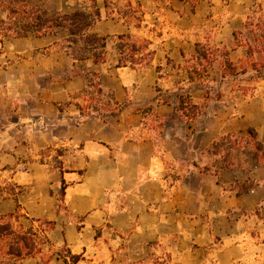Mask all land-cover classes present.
Masks as SVG:
<instances>
[{
  "label": "rangeland",
  "instance_id": "obj_1",
  "mask_svg": "<svg viewBox=\"0 0 264 264\" xmlns=\"http://www.w3.org/2000/svg\"><path fill=\"white\" fill-rule=\"evenodd\" d=\"M31 1L49 13L92 3ZM96 2L103 63L76 61L64 32L0 35V219L50 240L0 260L264 264V165L246 139L213 150L251 128L264 148V68L247 46L264 0ZM123 34L147 41L149 64L117 66Z\"/></svg>",
  "mask_w": 264,
  "mask_h": 264
},
{
  "label": "trees",
  "instance_id": "obj_2",
  "mask_svg": "<svg viewBox=\"0 0 264 264\" xmlns=\"http://www.w3.org/2000/svg\"><path fill=\"white\" fill-rule=\"evenodd\" d=\"M195 5L202 0H181ZM0 12L6 14L5 18H0V35L14 36L17 38L35 35L37 37L56 36L67 33L66 40L71 48V54L76 61L84 62L91 60L95 64L106 61L107 36L98 35L93 31V27L102 19V11L96 0H92L88 9H77L71 13H49L33 4L31 0H0ZM253 26V27H250ZM247 28L253 35L249 41L248 54L252 61V66L257 70L264 68V22L247 23ZM236 33L237 38L239 37ZM118 50L120 54L118 67L147 65L154 56L153 50H147V41L139 43L130 35H120ZM257 57L256 60L254 58ZM261 62V66H259ZM249 138L236 134H227L220 137L213 143V150L216 154H221L226 147L228 151H233L246 139L253 147V158L264 165L263 144L257 138V132L251 128L248 131ZM232 153V152H231ZM230 153V154H231ZM228 166V165H227ZM22 190V189H21ZM245 189L244 191H246ZM66 185L61 187L64 195ZM243 192V191H242ZM15 199L17 201L16 195ZM21 205L17 202V216ZM47 224L54 227V223L47 221ZM50 243L47 236H41L32 228H24L22 225L14 227L10 220L0 219V254L1 257L9 260H23L36 257L42 252V246ZM66 264H77L79 255L60 253ZM0 264H5L0 260Z\"/></svg>",
  "mask_w": 264,
  "mask_h": 264
}]
</instances>
